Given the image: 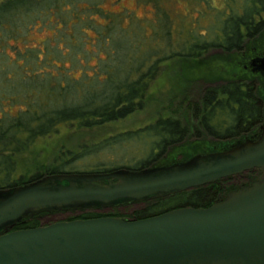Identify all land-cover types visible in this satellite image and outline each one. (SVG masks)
I'll list each match as a JSON object with an SVG mask.
<instances>
[{
    "label": "trees",
    "instance_id": "1",
    "mask_svg": "<svg viewBox=\"0 0 264 264\" xmlns=\"http://www.w3.org/2000/svg\"><path fill=\"white\" fill-rule=\"evenodd\" d=\"M93 2V0L0 1V190L38 180L46 173L108 172L121 168L146 169L163 166L168 164L166 162L162 164L159 161L164 153L171 146L183 143L186 139L187 129L178 119L161 118L144 129L127 131L113 138H107L101 143L91 144L93 146L90 148L99 149V147L129 138L146 136L147 156L139 160L137 166L96 167L88 171L67 169L62 166L50 168L44 174L38 173L28 178L15 177L17 168L16 159L13 156L21 151L19 146L21 141L50 134L58 129L60 124L66 122H77L82 127L92 128L127 117L138 108V105L143 104L142 99L145 97L151 79L157 73L155 69L164 61H170L176 56V58L187 56V53L176 54L171 44L167 43V46L162 48L163 52L160 49L152 51L151 56L154 59L152 62H149V58L146 57L148 51L143 50L142 52L141 50L135 53L138 54L136 56L137 65L130 68L127 67L130 46L127 41H123L122 37H118L114 40V45L116 52L119 53L115 57L114 67L106 70L105 74L98 71L100 70L98 68L94 70L96 65H92L89 61L94 56L89 57V60H81V57H78L85 74L82 80V74L75 75L74 70L65 64V59L59 61L48 54L45 40H37L32 34L39 32V29L46 33L52 31V35L48 37L49 40H56L58 50L62 51L64 56L68 55L69 48H64L67 45L61 43L60 36L63 32L70 36L68 47L76 43L78 38L73 36L70 31L71 27L89 21L93 23L97 18L94 14L104 12L100 5ZM245 2L242 14L229 13L224 20L222 38L226 39V43L228 42L224 50L226 52L233 50V47L240 49L245 36H252L253 33L264 29V13H262L264 0H245ZM256 15L260 17L258 22H256ZM80 31L86 35L85 43H91L93 38H99V36L90 35L86 26L80 27ZM109 40L110 38L107 37L106 41ZM226 43H219V45L225 46ZM212 45L219 46L218 44ZM97 54L98 60L100 51ZM3 62L10 64L13 69L1 70L2 66H6ZM123 65L126 67L121 70L120 67ZM68 70L71 71L68 72ZM49 76L52 78H48ZM59 76L62 78L57 80L58 82L51 81L50 86L45 84V78L53 79ZM2 79L10 80V83L5 84ZM89 79L95 83L85 84L84 81ZM77 82H82V84ZM18 91H26L25 93L32 96L38 95L41 100L37 104L20 107L21 113L13 114L11 111L13 106L20 104ZM2 92L14 95L7 96ZM203 99L205 106L199 111L201 113L199 114V127L204 131L203 134L213 138L214 145L222 146L217 149H228L234 143L251 137L264 120V102L252 85L227 82L219 91L216 88L205 91ZM46 101L54 103L52 105L48 103V106H45ZM25 102L28 100L26 99ZM216 146L209 145L207 152L215 150ZM249 173L259 176L262 171L252 169ZM231 179L230 176L214 183L144 202L111 206L106 212L83 210L78 215L67 219L100 216L141 219L178 207H208L234 190L229 185H225ZM223 190L226 194L221 196ZM133 204L141 205L129 212L121 211V209L127 211L128 207ZM85 208L96 209L94 207L81 209ZM39 215L43 213L23 218L11 230L41 225Z\"/></svg>",
    "mask_w": 264,
    "mask_h": 264
},
{
    "label": "water",
    "instance_id": "2",
    "mask_svg": "<svg viewBox=\"0 0 264 264\" xmlns=\"http://www.w3.org/2000/svg\"><path fill=\"white\" fill-rule=\"evenodd\" d=\"M252 169L262 174L208 207L11 230L39 213L144 202ZM0 264H264V124L257 139L185 161L146 169L52 173L0 190Z\"/></svg>",
    "mask_w": 264,
    "mask_h": 264
},
{
    "label": "rangeland",
    "instance_id": "3",
    "mask_svg": "<svg viewBox=\"0 0 264 264\" xmlns=\"http://www.w3.org/2000/svg\"><path fill=\"white\" fill-rule=\"evenodd\" d=\"M93 1L94 4L100 5L104 12L101 14L96 12L94 16L97 18L93 23L89 21L71 27L70 31L73 36L78 38L76 43L68 47L70 36L64 32L60 36L61 43L67 45L64 48H69L68 55L64 56L62 51L58 50L56 40H49L48 37L52 35V31L46 33L39 29V32L32 34L33 38H37V40H45L48 54L59 61L65 59V64L74 70L75 75L82 74V80L85 74L78 57L80 56L81 60H89V57L94 56L89 60L92 65H96L94 70L98 68L100 69L98 71L105 74L106 70L114 67L115 57L119 53L116 52L114 45V40L118 37H122L123 41H127L130 46V53L127 55L129 59L127 67L130 68L137 65L136 56L138 54L135 53L141 50L142 52L143 50L148 51L145 55L149 58V62H152L154 60L151 56L152 51L160 49L163 52L162 48L167 46V43L171 44L176 54L187 53V56L179 58L176 56L170 61H164L161 66L155 69L157 73L151 79L145 97L142 99L143 104L138 105V108L127 117L92 128L82 127L77 122H66L60 124L58 129L53 130L50 134L21 141L19 143L21 151L13 156L16 159L17 168L15 177L28 178L34 174H44L50 168L62 166L79 171H88L96 167L137 166L138 161L147 156L145 152V149L148 148L146 136L129 138L99 147V149L90 147L107 138L121 135V133L138 130L160 117L178 119L190 128L186 143L191 147L195 146L196 151L191 154L182 153L178 148L172 156L173 159L166 163L185 161L195 154L207 152V149L198 150L199 145L196 142L199 114H201L199 111L205 106L203 99L205 91H210V88H216L219 91L224 86L222 84L227 82H240L243 85L255 83L260 86L257 88V93L264 99L262 71L240 70L245 69L242 64L246 62L247 56L245 58L242 52L234 51L235 47L229 52L223 51L226 50L225 47L228 44L226 39L222 38L224 20L229 13L242 14L245 0ZM259 7L262 8L261 5ZM259 20V15H256V22ZM82 26L87 27L90 35L99 36V38H93L91 43H85L86 35L80 31ZM254 35L256 33H253L252 36ZM252 36H245L246 38L244 37V42L241 44L245 47L251 45L253 42L248 38ZM107 37L110 38L109 41H106ZM210 42L218 45L226 43V45L208 44ZM205 44L208 45L205 46ZM98 51H100V58L97 60ZM3 64L6 66H2L1 70L13 69L10 64L6 62ZM124 67L126 66H121V70H124ZM253 73L259 76H255ZM61 78L62 76L53 77V79L45 78V84L50 86L51 81L56 82ZM2 81L5 84L10 83V80L2 79ZM77 83L82 84V82ZM84 83L90 85L95 82L89 79ZM85 84L84 86H86ZM25 92L18 91L20 104L13 106V110H11L13 114L21 113L20 107L40 102L41 99L38 95L32 96ZM2 94L14 95L9 92H2ZM7 98L10 99V97ZM26 99L28 102H25ZM8 101L10 102V100ZM137 102L140 103L138 100ZM48 103L52 105L54 102L46 101L45 106H48ZM261 124H264V120ZM250 138L252 137L247 139ZM207 141L209 140L203 142L208 143ZM219 147L222 146L217 145L215 150L208 152L222 151L223 148L217 149ZM248 174H250L249 171L245 173V175ZM243 181L242 177L235 178L227 181L225 185H229L231 189L236 187L238 189ZM225 194L226 191L223 190L221 196ZM140 205L133 204L128 207L127 211L126 209H121V211L129 212ZM83 210L106 212L109 208L69 210L44 216L43 221L54 222L57 219L76 216Z\"/></svg>",
    "mask_w": 264,
    "mask_h": 264
},
{
    "label": "flooded vegetation",
    "instance_id": "4",
    "mask_svg": "<svg viewBox=\"0 0 264 264\" xmlns=\"http://www.w3.org/2000/svg\"><path fill=\"white\" fill-rule=\"evenodd\" d=\"M248 39H249V41H252L253 42L251 45H249L248 47H245V45H242L240 49H238V50L235 49L234 50V51L242 52L245 55V58L247 56V59H246V62L247 63L245 62V63L242 64L245 67V69H240V70H258V71L263 70L264 71V29L262 31H260V33H258V34L256 33V35H254V36H252L251 38H248ZM246 48H247V50H245ZM263 71H262V73H263ZM255 76H259V75H255ZM261 79L263 80V85H264V73H263V77ZM225 84L226 83H224L222 85H225ZM252 86L254 87V89H257L258 87L260 88V86L259 85L258 86L255 85V83H252ZM263 100L264 99H262V101ZM161 118L166 119V118H171V117H160L159 119H161ZM159 119L155 120L154 122H151L150 124L155 123ZM172 119L177 120L175 118H172ZM150 124H147L145 127H140V128H143L144 129V128L148 127ZM100 126H102V125H100ZM184 126L187 129V131H186V139L184 140L183 143H180V144L171 146L166 151V153H164V155L161 157V159L159 160L161 163H163V162L165 163L167 161L172 160L173 159L172 156H173L174 152L177 151L178 148H179V151H181L182 153H189V154H191L194 151H196V147L195 146L194 147H191L190 145H188L186 143L188 141V138H189V133H190V130L189 129L190 128H188L186 125H184ZM261 126H262V124L260 125L259 129L256 128L257 131L254 134H252V136H251L252 138H254V139L258 138L259 133H260V130H261ZM95 127H97V126H95ZM199 132L202 133L201 134L202 136L200 135ZM203 133H204V131H202L200 129V127H199V130H197V132H196V135H197L196 136V142H198V145H199V147L197 149L198 150H201V149H207L208 150L209 145L216 146V145H214L212 143L214 141L213 138L212 137H209L208 135L203 134ZM204 140H209V141H207L208 143H205V142H203ZM250 171L251 170H249V172ZM231 177H232V179L240 178V177L244 178V181L239 186L240 188L243 187L244 185L250 184L253 180H256L258 178V176L256 174H248V175H241V174H239V175L231 176ZM234 189H237V187L234 188ZM66 211H69V210H61V211H55V212H43V215H39V217H40V224H47V223H50L51 222V220L43 221L44 216L53 215V214H56V213H63V212H66ZM48 218H50V217H48ZM59 220H68V219L67 218H62V219H57L56 221H59Z\"/></svg>",
    "mask_w": 264,
    "mask_h": 264
}]
</instances>
